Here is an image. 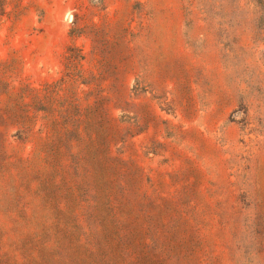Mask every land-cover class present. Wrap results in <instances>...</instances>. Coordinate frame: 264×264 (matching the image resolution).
<instances>
[{"label":"rangeland","instance_id":"obj_1","mask_svg":"<svg viewBox=\"0 0 264 264\" xmlns=\"http://www.w3.org/2000/svg\"><path fill=\"white\" fill-rule=\"evenodd\" d=\"M0 264H264V0H0Z\"/></svg>","mask_w":264,"mask_h":264}]
</instances>
